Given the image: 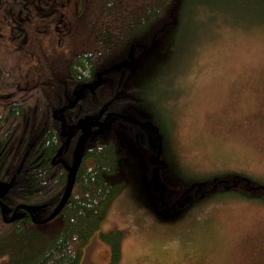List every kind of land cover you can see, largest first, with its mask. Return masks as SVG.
Here are the masks:
<instances>
[{
    "label": "trees",
    "instance_id": "obj_1",
    "mask_svg": "<svg viewBox=\"0 0 264 264\" xmlns=\"http://www.w3.org/2000/svg\"><path fill=\"white\" fill-rule=\"evenodd\" d=\"M74 3L66 31L67 59L58 66L64 83L44 87V102L34 108L27 104L28 112L23 106H6L12 120L0 123V181L9 185L6 202L10 209L19 204L37 207L33 215L9 223L0 220V264H80L125 176L140 183L156 171L154 201L159 208L198 204L217 194L264 201V182L244 173L184 176L176 155L165 150L170 132L157 116L152 117L155 108L149 104V94L133 80L141 54L174 31L187 0ZM57 90L61 94L55 98ZM75 90L76 122L91 117L94 134L88 142H68L81 151L71 193L52 220L36 223L56 208L66 186L72 157L64 140L80 127L74 126L68 111H56ZM100 121L107 123L99 128ZM153 155L162 164L157 170ZM99 238L109 246L108 264L116 263L120 234L102 231Z\"/></svg>",
    "mask_w": 264,
    "mask_h": 264
},
{
    "label": "rangeland",
    "instance_id": "obj_2",
    "mask_svg": "<svg viewBox=\"0 0 264 264\" xmlns=\"http://www.w3.org/2000/svg\"><path fill=\"white\" fill-rule=\"evenodd\" d=\"M54 25L41 38L48 56L66 40L58 43ZM133 80L170 132L165 150L184 176L234 171L264 182V0H187L174 31L141 54ZM155 174L140 183L125 176L80 264L110 262L99 238L109 230L121 237L114 264H264V201L217 194L200 207L158 209Z\"/></svg>",
    "mask_w": 264,
    "mask_h": 264
},
{
    "label": "flooded vegetation",
    "instance_id": "obj_3",
    "mask_svg": "<svg viewBox=\"0 0 264 264\" xmlns=\"http://www.w3.org/2000/svg\"><path fill=\"white\" fill-rule=\"evenodd\" d=\"M70 2L71 0H7L6 2L0 0V111L3 114L0 117L1 125L12 120L7 116L6 106H23L24 111L28 112L27 104H32L34 108L39 102L40 104L44 102V87L51 83L59 85L64 83L58 66L62 59H67L65 43L62 50L48 56L42 47L41 38L47 33V23L56 20L54 29L59 34L58 43L61 45L75 7L73 6L75 0L71 6ZM67 12L68 15H66ZM76 93V90L72 95L71 92H65L66 95L71 96H65L66 103L56 111H68L67 114H70L71 119L74 120V126L80 127L79 131L75 128L72 134L67 133L64 140L66 151L72 157V162L77 157L78 150L76 146L70 148L68 142H88L94 134L91 117L81 118L79 124L76 122L78 110ZM59 94H61L60 90H57L55 98ZM37 97H43V101ZM128 120L137 123V119ZM57 122L59 124V121ZM72 162L68 167L72 165ZM7 193L8 191L0 195V220L9 223L8 220L14 212L21 217L25 214L30 216V213L25 210L14 211L16 206L10 209L6 202Z\"/></svg>",
    "mask_w": 264,
    "mask_h": 264
},
{
    "label": "water",
    "instance_id": "obj_4",
    "mask_svg": "<svg viewBox=\"0 0 264 264\" xmlns=\"http://www.w3.org/2000/svg\"><path fill=\"white\" fill-rule=\"evenodd\" d=\"M80 162V155H77V158L74 159L71 167H68V177H67V182H66V186L64 188V191L62 193V196L56 206V208L51 212V214L49 216H47L44 220L41 221H36V223H45L51 219H53L63 208V206L65 205V203L68 200V197L71 193L73 184H74V180H75V175H76V171H77V165ZM8 185L6 183H3L0 181V195H4L7 191H8ZM17 209H22L25 210L26 212L32 214V211H36L37 207L35 206H28L25 204H19L16 206L15 210ZM21 215L20 214H15V212L12 214V216L10 217V219L8 220V222L13 221L14 219L20 218Z\"/></svg>",
    "mask_w": 264,
    "mask_h": 264
}]
</instances>
